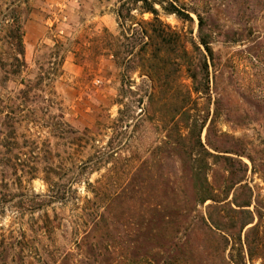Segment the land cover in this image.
Listing matches in <instances>:
<instances>
[{"label":"rangeland","instance_id":"1","mask_svg":"<svg viewBox=\"0 0 264 264\" xmlns=\"http://www.w3.org/2000/svg\"><path fill=\"white\" fill-rule=\"evenodd\" d=\"M123 2L0 0V57L8 51L6 27L13 23V11L19 9L26 65L16 74L6 54L3 59L8 63L0 67V129L9 123V132L16 130L0 134V264H22L24 254L18 242L29 240V246L39 247L45 212L63 225L57 231L58 246L70 247L75 224L89 223L84 199L93 196L83 183L76 186L77 197L82 200L74 198L35 210L39 203L36 197L48 195L45 170L60 166L75 170L88 154L105 151L107 163L102 171L82 181L95 184L102 180L109 193L112 183L127 185L143 165L157 187L174 168L178 171L182 164L170 156L169 135L178 119L175 113L190 93L194 102H188L186 110L193 118L208 116L202 142L207 143L209 128L210 143L219 149L209 152L232 159L230 163L223 158L208 160L209 182L225 203L235 197L250 203L244 209L249 214L229 215L226 221L232 218L239 225L240 218H245L250 224L242 231L234 230L241 237V245L229 238L226 249L207 231L181 233L176 238L180 246L177 259L166 264H263L264 11L252 19V0H179L177 5L191 12L192 21L160 12L161 19L183 36L190 53L192 39L199 42L195 13L211 31L215 64L221 70L215 75L211 68L208 99L193 93L185 69L153 85L139 70L127 73L115 64L103 48V39L105 31L120 37L118 13ZM132 15L136 19L132 23L152 19L138 11ZM130 26V22L124 25L127 31ZM151 93L153 99L148 103ZM119 111H123L122 117ZM176 124L184 127L180 119ZM212 204L208 201L200 206L197 214L206 216ZM232 208L239 210L235 205ZM248 236L250 242L261 243L253 261L247 252ZM160 264L165 263L161 260Z\"/></svg>","mask_w":264,"mask_h":264},{"label":"trees","instance_id":"2","mask_svg":"<svg viewBox=\"0 0 264 264\" xmlns=\"http://www.w3.org/2000/svg\"><path fill=\"white\" fill-rule=\"evenodd\" d=\"M252 1L253 8L249 11V16L253 19L264 11V0ZM178 3L179 0H124L118 13L121 35L114 37L105 31L103 48L110 52L119 68L127 73L139 70L153 85L165 82L166 76L176 77L185 69L192 82L193 93L211 99V68L215 69V75L221 70L215 64L212 48L214 38L201 15L195 13L199 19V42L197 44L192 39L193 49L190 53L183 36L160 17L162 11L181 21H192L191 12L178 6ZM134 11L141 15L149 14L152 19L132 23L136 20L132 15ZM13 12L15 14L10 18L13 23L6 27L5 33L8 51L1 55L0 67H6L8 62L3 57L7 54L12 62L11 66L16 68V74H20L26 66L23 23L18 14L19 9ZM129 22L131 26L128 31L131 33L124 27ZM213 84L216 85L214 77ZM22 93L26 97L27 93ZM152 99L151 93L148 103ZM188 102H194L191 93L182 99L181 103L184 105L175 113L178 119L176 122L174 120L169 135L170 156L182 165L178 171L174 168L170 177L158 187L144 165L136 169L127 185L119 187L117 183H112L111 193L102 180L95 184L89 180L83 182L85 177L100 173L107 163L105 151L101 150L88 154L86 160H81L77 167L74 165L75 170L67 166L45 170L44 181L49 191L45 197H36L39 203L35 210H42L56 203H69L74 198L82 200L77 197L76 186L83 183L87 192L93 196L92 199H84L87 207L83 210L88 214L89 223L77 222L70 233V247L58 246L57 231L63 225L45 212L41 217L43 238L39 239V247L35 249L29 246V240L24 244L18 242L22 247L20 251L24 254L22 264H160L161 260L165 264L175 263L178 256L175 254L180 251L176 238L181 233L194 234L196 231H207L212 236H217L224 244V249L230 245L229 238L233 239V244L241 245V237L234 230L237 231L238 228L242 231L250 224L249 219L240 218L239 225L232 222V218L229 222L226 219L229 215L249 214L244 209L250 207V203L240 202L236 197L232 202L225 203L226 200H221L209 182L211 166L208 160L223 158L230 163L232 159L209 152L219 149L210 143L209 128L207 143L202 142L208 116L193 118L185 107ZM122 113L123 111H119L121 117ZM215 114L218 115V109ZM179 119L184 127L180 128L176 124ZM213 123L212 120L211 124ZM8 125L9 123L1 125L0 134L3 130L16 133L15 129L14 132H9L8 128L12 127ZM183 130L187 133L184 134ZM113 154L115 153L111 154L112 158L115 157ZM208 201L213 204L207 207V215H198V208ZM232 205L239 210H234ZM65 231L68 233L69 228L65 227ZM250 241L248 236L246 247L249 260L253 261L261 243Z\"/></svg>","mask_w":264,"mask_h":264}]
</instances>
